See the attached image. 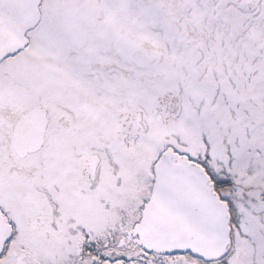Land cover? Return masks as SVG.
Here are the masks:
<instances>
[{
  "label": "snow or ice",
  "instance_id": "obj_1",
  "mask_svg": "<svg viewBox=\"0 0 264 264\" xmlns=\"http://www.w3.org/2000/svg\"><path fill=\"white\" fill-rule=\"evenodd\" d=\"M0 264H264V0H0Z\"/></svg>",
  "mask_w": 264,
  "mask_h": 264
}]
</instances>
